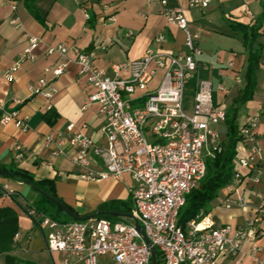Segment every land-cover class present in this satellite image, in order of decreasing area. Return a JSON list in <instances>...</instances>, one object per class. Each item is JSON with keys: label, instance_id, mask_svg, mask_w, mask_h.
<instances>
[{"label": "crops", "instance_id": "0c3cea01", "mask_svg": "<svg viewBox=\"0 0 264 264\" xmlns=\"http://www.w3.org/2000/svg\"><path fill=\"white\" fill-rule=\"evenodd\" d=\"M79 1L35 0L45 19L43 24L30 13L24 0H0V107L7 111L19 109L21 115L29 117L26 132L18 128L14 120L0 124V164L26 169L37 179H54L58 197L79 215H90L103 205L118 203L117 206L123 208L122 203H129L132 208V180L125 175L122 179L87 181L80 177L83 170L73 161L71 145H65L62 154H53L71 123L76 128L83 127L95 144L105 145L106 138L102 133L104 117L99 106L88 100L91 89L80 73L81 66L69 60L73 53L63 54L59 50L50 53L49 49L60 45L75 47L92 53L95 66L109 69L115 63L142 58L148 49L183 54L187 48L185 32L166 21L157 2ZM168 1L186 10L190 29L200 35L197 41L201 49L199 66L185 87L186 108H192L200 83L209 81L215 104L228 110L244 86L247 67L243 37L230 23H254L263 12L264 0H211L204 9L189 8L188 0ZM82 7L87 9L88 18ZM260 33L259 43L264 44V22ZM160 35L164 36L162 41H158ZM31 37L39 38V43L28 57L21 59ZM65 63L64 72L54 75V69ZM9 71L13 74L12 80L6 78ZM161 75L160 72L155 80ZM43 77L56 90L50 110L43 96L31 92V87ZM16 100L21 103L17 104ZM249 114L258 115L260 121L262 155L255 160L261 168L260 181L257 184L250 181L251 171L240 167L235 159V171L244 175L242 195L248 204L244 208H227V192L223 188L209 210L217 227L231 225L233 232L246 228L254 218L255 206L260 201L254 191L264 195V50L254 96L239 110V126ZM215 129L220 131L224 141L226 123L216 125ZM50 134L54 135V140L47 142ZM17 143L21 149H16ZM37 197L38 192L31 183L0 173V207H13L19 215L18 238L9 255L17 261L53 264V258L59 260L60 255L41 250V246L34 247L32 243L34 236L39 240L44 237L24 206L34 203ZM113 216L123 217L121 213ZM4 259L7 264L6 254ZM220 263L264 264V235L246 239L237 255H222ZM160 264H164L163 259Z\"/></svg>", "mask_w": 264, "mask_h": 264}, {"label": "built area", "instance_id": "2783aa9c", "mask_svg": "<svg viewBox=\"0 0 264 264\" xmlns=\"http://www.w3.org/2000/svg\"><path fill=\"white\" fill-rule=\"evenodd\" d=\"M150 1L160 4L161 14L169 24L185 32L186 53L148 49L142 58L104 69L95 66L92 53L63 45L49 49L50 53H73L69 60L81 66L80 73L91 89L88 100L99 106L104 117L102 133L106 138L105 145L95 144L83 127L76 128L71 123L53 154H62L64 146L71 145L73 161L83 170L80 177L87 181L128 175L132 180L131 215L145 232L144 236L133 218L131 222L94 216L59 221L28 209L35 227L43 233L47 251L60 255L59 260L53 258V264H152L153 247L162 254L164 264H221L222 255H237L243 241L264 235V195L257 190L254 193L260 201L254 218L244 229L233 232L231 225L217 227L210 212L198 215L185 228L178 224L187 195L206 173L207 157L220 149L223 139L215 126L225 123L227 109L215 104L209 81L200 83L192 108H186L185 87L199 66L200 35L190 29L183 7L168 0ZM210 1L188 0V6L204 9ZM82 10L88 18L87 9ZM11 22L19 25L16 20ZM163 38L160 35L158 41ZM38 43L39 38L31 37L21 59L28 57ZM66 66L67 63L55 68L54 75H61ZM160 72V79L155 80ZM6 78L13 79L11 71ZM31 92L43 96L47 109L52 108L56 90L46 77L37 81ZM12 120L22 131H28V116L21 115L19 109L7 111L0 107V124ZM259 122L258 115L249 114L239 126L242 140L235 158L240 167L251 171L249 180L254 184L260 181L261 169L255 161L262 155ZM53 140V134L47 136V142ZM16 149H21L20 144ZM243 187L244 175L235 171L224 187L227 208H244L248 204L242 195ZM0 264H5L4 254H0Z\"/></svg>", "mask_w": 264, "mask_h": 264}, {"label": "trees", "instance_id": "16d2710c", "mask_svg": "<svg viewBox=\"0 0 264 264\" xmlns=\"http://www.w3.org/2000/svg\"><path fill=\"white\" fill-rule=\"evenodd\" d=\"M27 9L40 23L45 24V19L41 15L35 4V0H24ZM264 22V6L263 12L252 24L230 23L233 30L241 33L244 41V47L247 54V67L244 76V86L240 90L234 105L227 110L226 125L227 137L221 142L220 149L215 151L206 159L207 170L199 185L187 195L186 203L182 207L178 224L183 228L192 219L200 214L209 213L211 203L219 196L223 189L235 175V158L237 155V147L242 137L239 135V110L250 101L255 92L257 85V72L260 67V60L264 50V44L259 43L261 35L260 30ZM1 167L5 170L4 175L10 178L7 172L14 174V179L22 182L30 181L34 189L38 192V197L31 205H25V209H34L39 213L45 214L59 221L77 220L65 213L53 200H59L75 211L71 206L66 204L55 192L54 179H37L35 175L23 168H15L14 166ZM51 198H50V197ZM120 208L118 203L111 206L103 205L99 210L92 213L94 217H104L116 220V216L111 212L121 213L123 217H130L132 208L129 203H122ZM61 212L67 215L68 219L61 218ZM76 212V211H75ZM119 217V216H118ZM19 232V215L18 212L10 206L0 207V254H6L7 264H35L31 261H17L9 253L15 245V236ZM157 264L162 261V254L156 249Z\"/></svg>", "mask_w": 264, "mask_h": 264}, {"label": "water", "instance_id": "95a60500", "mask_svg": "<svg viewBox=\"0 0 264 264\" xmlns=\"http://www.w3.org/2000/svg\"><path fill=\"white\" fill-rule=\"evenodd\" d=\"M0 173H5V170L1 167L0 164ZM10 177H14V174L11 172H7ZM26 183H31L29 180L25 181ZM50 197V196H49ZM51 198V197H50ZM65 213L70 215L72 218L77 219V220H87L93 217L92 214L90 215H79L77 212L71 210L68 206H66L64 203H62L59 200H53ZM112 215H118L119 213L117 212H111ZM131 218L135 220V225L137 229L145 236V232L141 225L138 223V221L133 217V215H130ZM152 264H157V259H156V249L153 247L152 248Z\"/></svg>", "mask_w": 264, "mask_h": 264}, {"label": "rangeland", "instance_id": "374dc122", "mask_svg": "<svg viewBox=\"0 0 264 264\" xmlns=\"http://www.w3.org/2000/svg\"><path fill=\"white\" fill-rule=\"evenodd\" d=\"M207 147L209 148V146H207ZM61 218H63L64 220L68 219L67 215L64 214L63 212H61ZM116 220L119 222H131L132 221V219L130 217H121V218L118 217V218H116ZM32 243H33L34 247L35 246H39V247L41 246L40 247L41 250H47L45 239L39 240L34 236Z\"/></svg>", "mask_w": 264, "mask_h": 264}]
</instances>
